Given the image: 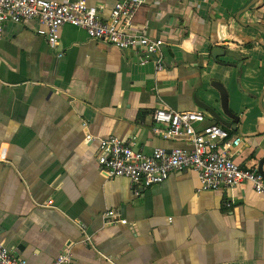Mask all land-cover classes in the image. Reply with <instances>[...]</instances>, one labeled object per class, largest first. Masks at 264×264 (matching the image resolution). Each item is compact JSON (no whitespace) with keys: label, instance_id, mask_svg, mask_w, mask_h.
I'll list each match as a JSON object with an SVG mask.
<instances>
[{"label":"crops","instance_id":"obj_1","mask_svg":"<svg viewBox=\"0 0 264 264\" xmlns=\"http://www.w3.org/2000/svg\"><path fill=\"white\" fill-rule=\"evenodd\" d=\"M86 1L109 19L112 0ZM251 1L148 0L135 21L164 40L162 71L70 25L57 50L37 34L35 21L5 26L0 241L13 257L49 264L69 251L71 264H264V195L250 184L200 192L197 173L187 170L140 188L105 176L97 164L100 139L112 136L145 154L193 150L184 137L156 133L166 125L156 124L153 113L202 110L195 96L221 113L211 86L218 80L240 117L238 130H229L242 143L229 154L258 170L264 157V36L241 22L264 26V0L246 11ZM216 45L241 54L242 70L230 58H219L228 66L216 63ZM211 124L218 123L207 113L196 128ZM110 211L127 225L106 224Z\"/></svg>","mask_w":264,"mask_h":264},{"label":"built area","instance_id":"obj_2","mask_svg":"<svg viewBox=\"0 0 264 264\" xmlns=\"http://www.w3.org/2000/svg\"><path fill=\"white\" fill-rule=\"evenodd\" d=\"M148 0H112L108 20H102L96 6L86 0H0V39L8 24L37 22L36 30L53 49L61 47V31L66 25L83 29L91 40L106 43L119 51L132 52L137 62L144 66L154 63L157 71L165 67L163 39L150 36L145 27L135 19ZM63 57V53L59 54ZM207 113L203 110L177 112L158 109L153 113L156 124L166 125L161 131L164 139L184 137L193 150L176 148L166 151L158 148L151 154L135 150L118 137L100 139L97 164L101 173L112 178H126L140 188L160 185L171 174L193 170L197 173L200 192L232 189L250 184L256 193L264 195V176L257 169L244 168L229 154L232 147H239L240 137H233L229 130L219 124H211L198 130L196 125L204 123ZM84 128L88 125L84 123ZM94 137L87 134V141ZM118 215L110 211L105 214V223H116ZM116 220V221H115ZM127 225L126 220L117 221ZM73 256L68 251L49 264H71ZM0 264H28L15 258L0 241Z\"/></svg>","mask_w":264,"mask_h":264},{"label":"water","instance_id":"obj_3","mask_svg":"<svg viewBox=\"0 0 264 264\" xmlns=\"http://www.w3.org/2000/svg\"><path fill=\"white\" fill-rule=\"evenodd\" d=\"M260 0H252L249 5L246 7V11H249L251 8H253ZM241 25H244L246 27L250 28H258L259 31L264 36V26L261 24H244L241 22ZM222 41L224 39L220 38ZM212 57L213 60L221 65L228 66L230 65L227 62H220L219 58L226 57L234 60L236 62L237 69L239 71L242 70L244 58L241 54L234 52L233 50H229L223 46L216 45L212 50ZM211 86L214 90H216L219 93L220 96V108L221 113L215 109V107L209 105L208 103L201 101L197 96H195L194 101L195 104L208 113L212 119L216 121V123L220 124L222 127L227 129H232L234 131H237V124L240 122V117L232 111L230 108V97L229 92L226 86L218 80H213L211 83ZM264 157L259 161L258 165V172L264 176Z\"/></svg>","mask_w":264,"mask_h":264},{"label":"trees","instance_id":"obj_4","mask_svg":"<svg viewBox=\"0 0 264 264\" xmlns=\"http://www.w3.org/2000/svg\"><path fill=\"white\" fill-rule=\"evenodd\" d=\"M226 129H227V128H226ZM227 130H229V129H227ZM229 132H230L231 135H233V132H232L231 130H229Z\"/></svg>","mask_w":264,"mask_h":264}]
</instances>
